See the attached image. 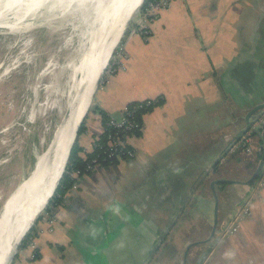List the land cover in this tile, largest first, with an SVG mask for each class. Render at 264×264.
<instances>
[{
  "label": "crops",
  "instance_id": "1",
  "mask_svg": "<svg viewBox=\"0 0 264 264\" xmlns=\"http://www.w3.org/2000/svg\"><path fill=\"white\" fill-rule=\"evenodd\" d=\"M148 26L126 36L125 66L95 100L121 119L130 101L162 99L129 139L135 155L82 174L54 222L35 226L37 257L23 247L11 264H196L216 218L200 264H264V188L226 226L251 190L252 158L220 160L264 100V0H174ZM102 125L90 112L82 149Z\"/></svg>",
  "mask_w": 264,
  "mask_h": 264
},
{
  "label": "rangeland",
  "instance_id": "2",
  "mask_svg": "<svg viewBox=\"0 0 264 264\" xmlns=\"http://www.w3.org/2000/svg\"><path fill=\"white\" fill-rule=\"evenodd\" d=\"M65 2L41 0L31 9L6 10L0 18V211L33 169L36 153L47 148L66 111L71 86L81 77L71 64L81 60L91 40L94 2ZM138 13L139 9L116 43L86 114L96 104L107 70L117 52L124 49ZM106 33L98 38L103 47L112 37ZM41 221L36 219L33 225ZM20 250L17 248L14 258Z\"/></svg>",
  "mask_w": 264,
  "mask_h": 264
},
{
  "label": "bare ground",
  "instance_id": "3",
  "mask_svg": "<svg viewBox=\"0 0 264 264\" xmlns=\"http://www.w3.org/2000/svg\"><path fill=\"white\" fill-rule=\"evenodd\" d=\"M58 1L64 3L72 0ZM73 1L81 2V0ZM86 1L94 2L92 22L95 26L90 32L91 40L81 60L71 64L75 70L73 72H78L81 77L74 88L71 86L72 90L69 92V101L65 109L67 117H63L62 121L56 125L47 148L41 153H36L33 169L22 179L19 186L3 204L0 211V264L7 251L11 250V244L16 235L26 230L51 195L55 182L63 169L67 147L73 138L76 126L89 106L95 81L101 69L106 65L111 47L117 41L127 22L133 18L141 0ZM40 3L41 0H0V18L4 16L6 10L11 8L29 7L28 9H31ZM112 30L114 33H110ZM105 32H107L106 35L112 34V37L103 47L101 43H98V38ZM74 100L75 102L71 103Z\"/></svg>",
  "mask_w": 264,
  "mask_h": 264
},
{
  "label": "built area",
  "instance_id": "4",
  "mask_svg": "<svg viewBox=\"0 0 264 264\" xmlns=\"http://www.w3.org/2000/svg\"><path fill=\"white\" fill-rule=\"evenodd\" d=\"M172 1L174 0H147L143 8L139 10V13L137 15L138 18L135 22V27L133 28L132 32H137L144 37H147L150 32L148 26L149 23L157 18L161 10L167 8L172 3ZM123 48L124 49H122L121 53L118 51L115 55L116 60L111 62V65L107 70V74L105 75V81L103 86L101 87V90L108 85L113 75L125 66V45L123 46ZM156 101L157 100L154 98L134 100L132 102L130 101L123 106V117L121 119H116L114 117L108 116L107 120L105 121L106 135L104 142L99 143L96 140L92 141L91 150L95 149L96 147L97 151L90 157H83L82 153L85 150L81 148L78 154L85 159L84 165L82 166V168L72 166L68 170V175L72 179V184L70 186L71 188H76L79 177L82 174L92 170L95 165L109 161L112 162L113 160L120 157H133L135 155V151L130 145L129 139L136 133L137 130L141 128V122L136 116V110L145 106L154 105ZM254 129H258L261 134H264V110L253 116V118L250 120L249 128L246 131L242 132L238 136V138L234 139L227 145L220 157V160L223 161L228 156L238 151H243L247 155H250L252 160L256 159L257 162L259 158L256 157V152H262L263 141H258L259 135L254 131ZM263 188L264 165L260 170L259 175L252 181V191L249 197H247V199L244 201L243 205L233 218L229 226L230 232L235 231L237 229L239 220L245 215L249 214V202L251 198L256 193H259ZM59 206L60 203L50 206L49 211L44 213V222H54L55 213ZM40 231L41 229L39 227L32 230L30 232L26 245L22 249L27 251V255L30 259H35L37 257L36 237ZM20 254H22V252Z\"/></svg>",
  "mask_w": 264,
  "mask_h": 264
},
{
  "label": "water",
  "instance_id": "5",
  "mask_svg": "<svg viewBox=\"0 0 264 264\" xmlns=\"http://www.w3.org/2000/svg\"><path fill=\"white\" fill-rule=\"evenodd\" d=\"M143 1H144V0H141V1H140L139 5L137 6V8H136V10H135V14L137 13V11H138V9L140 8V5L142 4ZM135 14H134V15H135ZM129 22H130V20H129ZM129 22H127L126 26L123 28V30L121 31L120 35L118 36L117 41H116L115 44L111 47V50H110V53H109V57H108V59H107L106 64L108 63V61H109V59H110V56H111V54L113 53V50H114V48H115V46H116V43H117V42L119 41V39L122 37V35H123V33H124L126 27L128 26ZM105 66H106V65H104V67L101 69V71H100V73H99V75H98V77H97V79H96V81H95L94 91H95L96 87L98 86L99 80H100V78H101V74H102L103 69L105 68ZM93 93H94V92H93ZM92 96H93V94H92ZM92 96H91V99H92ZM90 101H91V100H90ZM89 104H90V103H89ZM87 110H88V107H87L86 111L84 112L82 118L80 119L78 125L76 126V129H75V132H74L73 138H72L70 144H69L68 147H67V153H66V157H65V161H64L63 169H62V171H61L59 177L57 178V180H56V182H55V185H54V187H53V190H52L51 195L48 197V199H47V201L45 202V204L43 205L42 209L45 207V205L47 204V202L49 201V199H50L51 196L53 195V192L55 191V189H56V187H57V185H58V182H59V180H60V178H61V176H62V174H63V172H64V169H65V166H66V163H67V160H68L69 154H70L71 147H72V145H73V143H74V141H75V138H76V136H77V132H78L79 125H80V123H81L83 117L85 116ZM263 110H264V100H263L261 103L257 104V105H256L255 107H253L252 109H250V110L246 113V116H245V121H246L245 126L242 127L241 130H239L238 135H237L236 138H238V136H239L242 132L246 131V130L249 128V126H250V120L253 118V116H255L256 114H258L259 112H261V111H263ZM63 117H65V118L67 117L66 113H64V116H63ZM63 117H62V119H63ZM62 119H61V121H62ZM61 121H60V122H61ZM60 122H59V123H60ZM254 131L259 135V137H260L261 140L263 141V144H262V152H261V155H260V157H259V159H258V161H257V163H256V165H255V167H254V170L251 172L250 176L245 180V184L251 183V181H252L255 177H257V176L259 175V172H260V170L262 169V167H263V165H264V134H261V133L259 132L258 129H254ZM52 135H53V134H52ZM51 138H52V137H51ZM236 138H235V139H236ZM50 140H51V139H50ZM48 143H49V142H48ZM214 182H215V181L212 182V186H213ZM241 182H242V181H241ZM213 191H214V197H215V199H216V201H217V200H218V198H217V194L215 193V190H214V189H213ZM251 191H252V184H251V190H250V192H249V195H250ZM249 195H247V196H246L241 202H239V203L237 204V206H236V208H235V211H234L232 217H230V218L227 220L226 226H228V224L230 223V221L233 220V218L235 217L236 213L239 211V209L241 208V206L243 205V203H244V201L247 199V197H249ZM42 209H41V210H42ZM40 213H41V211H40L39 213H37V214L34 216V218L31 220V222L29 223L28 227L26 228V230H25L23 233H21V234L19 233L18 235H16V237L14 238V240H13V242H12V244H11V250L9 249V250L7 251V253H6V254L4 255V257H3V260L1 261L2 264H11V262H12L13 259H14L15 254H16L17 248L19 247V244L21 243V241H22V239L24 238V236L27 234L28 230L32 227V225L34 224V222L36 221V219L38 218V216H39ZM216 225H217V218L214 220L213 227H212V229H211V231H210V235H209L210 237L213 236L212 243H211V245H210L209 247H207L204 251H202V253H201L200 257H199V260L197 261L196 264H200V263L202 262V260H203L204 257L207 255V253L209 252V250H210V248L212 247V245H213V244L217 241V239L219 238V234H218V232H216V230H215V229H216ZM225 228H226V227H225ZM187 248H188V247H187ZM186 252H187V251H186ZM184 264H185V262H184Z\"/></svg>",
  "mask_w": 264,
  "mask_h": 264
},
{
  "label": "trees",
  "instance_id": "6",
  "mask_svg": "<svg viewBox=\"0 0 264 264\" xmlns=\"http://www.w3.org/2000/svg\"><path fill=\"white\" fill-rule=\"evenodd\" d=\"M146 1L147 0H144L142 2V4L140 5L139 10H141L143 8V6L146 3ZM161 102H162V99H159L157 101V104L161 103ZM154 105L145 106L143 108H139V109L136 110V116H137V118H138V120L140 122H142V114L147 112L148 110H150ZM89 111L90 112L97 111L101 115V119H102V123H103V125H102L103 129H102V132L94 138V140L98 141L99 143H103L104 140H105V135H106L105 121L107 120L108 115L103 109L97 107L96 104L93 105L89 109ZM89 113H87L83 117V119H82V121H81V123L79 125L77 136H76L75 141H74V143H73V145L71 147L70 154H69V157H68L64 172H63V174H62V176H61V178H60V180L58 182V185H57L55 191L53 192V195L51 196V198L47 202V205L45 206V210H44L45 212L49 211L51 205H56V204L60 203L62 201V199H63V196H64L65 192L70 188V186L72 184V179L68 175V170L72 166H77V167H81L82 168V166L84 165V161H85V159L83 157H86V156L90 157L91 155H93L97 151V148L95 147V149H93V150L84 151L82 153L83 157L78 154L79 150L82 148L80 146L79 142H78V138H79V135L86 129V123H87V118H88L87 115H89ZM259 141H261V138H259ZM260 155H261V152L257 151L256 152V157L259 158ZM110 162L111 161L104 162V163H110ZM255 165H256V159H254V160H249L248 159L247 166L250 167V169H249L250 173L254 170ZM44 215L45 214L39 215L38 218H37V221L42 220V222H44L45 221V216ZM34 227L35 226L33 225L31 227L30 231L24 236V238L22 239V241L19 244L18 248L21 249V248H23L26 245V243L28 241V238H29V235H30V232L34 229Z\"/></svg>",
  "mask_w": 264,
  "mask_h": 264
}]
</instances>
